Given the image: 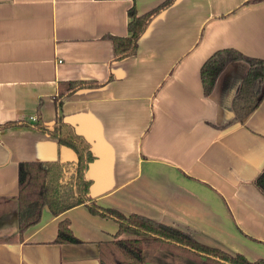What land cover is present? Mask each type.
<instances>
[{
  "label": "crops",
  "instance_id": "1",
  "mask_svg": "<svg viewBox=\"0 0 264 264\" xmlns=\"http://www.w3.org/2000/svg\"><path fill=\"white\" fill-rule=\"evenodd\" d=\"M164 0H0V123L56 121L60 82H98L64 99L63 116L98 155L90 197L124 214L179 224L198 240L264 258V102L226 125L244 71L229 63L211 95L201 66L233 47L264 59V0H175L141 36L137 54L114 59L109 35H129V10ZM57 137L30 125L0 131V232L18 233L8 208L26 161L72 160ZM68 219L80 243H58ZM119 224L85 204L43 208L22 239L0 242V264H101L99 243ZM124 238L130 237L125 234ZM148 264H161L149 261Z\"/></svg>",
  "mask_w": 264,
  "mask_h": 264
},
{
  "label": "trees",
  "instance_id": "2",
  "mask_svg": "<svg viewBox=\"0 0 264 264\" xmlns=\"http://www.w3.org/2000/svg\"><path fill=\"white\" fill-rule=\"evenodd\" d=\"M174 1L164 0L142 14L138 13L135 6L130 8L129 35L107 36L113 43L114 59L121 60L136 55L140 38L148 26ZM231 62H238L244 75L231 103L234 116L222 127L243 122L264 102V59L248 56L233 47L214 51L202 64L200 74L205 95H211L218 77ZM98 85V82L82 80L60 82L59 92L55 97L57 117L52 126L46 125L41 117L36 118V123L20 120L0 123V131L16 125L33 126L57 137L61 146L69 147L76 154V158L72 160L20 163L19 193L14 205L8 208L17 212L18 233L0 234V242L22 239L28 228L40 222L45 206L59 215L85 204L93 214L114 219L119 224L113 240L99 243L101 264H148L150 246L160 247L161 252L156 255L155 260L161 264H264V258L250 260L242 253L231 254L226 250L208 247L196 238V232L189 227L165 224L140 214L126 216L115 208L101 206L91 199L93 179L89 175V169L97 161L98 155L92 143L65 120L62 109L68 95L80 88ZM254 182L264 194V167ZM122 232H130L137 237L118 238ZM56 242H81L73 233L68 219L59 223Z\"/></svg>",
  "mask_w": 264,
  "mask_h": 264
},
{
  "label": "rangeland",
  "instance_id": "3",
  "mask_svg": "<svg viewBox=\"0 0 264 264\" xmlns=\"http://www.w3.org/2000/svg\"><path fill=\"white\" fill-rule=\"evenodd\" d=\"M261 87V86H260ZM259 87V88H260ZM261 90L263 89L262 87L260 88ZM126 216H129V215H127V214H125ZM165 224H169V225H173V226H175V224H170V223H165ZM1 234V233H0ZM117 234V233H116ZM125 234H130V237H137L135 234H133V233H130V232H122L120 235H119V237L118 238H124V235ZM195 236H196V233H195ZM115 237V236H114ZM196 238H197V236H196ZM198 239V238H197ZM200 242H202V243H204L205 245H207L208 247H211V248H217V249H220V250H224L223 248H221L220 246H217V245H215V244H207V243H205L204 241H202V240H200ZM161 251H160V247H158V246H150L149 247V256H150V259L149 260H151V261H155V257H156V255L157 254H159ZM227 252H229V251H227ZM229 253H231V254H235V253H233V252H229Z\"/></svg>",
  "mask_w": 264,
  "mask_h": 264
},
{
  "label": "built area",
  "instance_id": "4",
  "mask_svg": "<svg viewBox=\"0 0 264 264\" xmlns=\"http://www.w3.org/2000/svg\"><path fill=\"white\" fill-rule=\"evenodd\" d=\"M33 119H35V120H36V118H35V117H33Z\"/></svg>",
  "mask_w": 264,
  "mask_h": 264
},
{
  "label": "water",
  "instance_id": "5",
  "mask_svg": "<svg viewBox=\"0 0 264 264\" xmlns=\"http://www.w3.org/2000/svg\"><path fill=\"white\" fill-rule=\"evenodd\" d=\"M242 80V79H241Z\"/></svg>",
  "mask_w": 264,
  "mask_h": 264
}]
</instances>
